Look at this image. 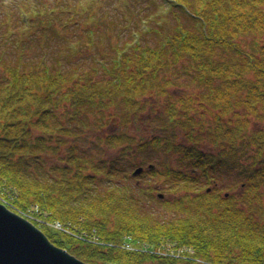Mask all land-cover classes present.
I'll return each mask as SVG.
<instances>
[{
	"label": "trees",
	"instance_id": "trees-1",
	"mask_svg": "<svg viewBox=\"0 0 264 264\" xmlns=\"http://www.w3.org/2000/svg\"><path fill=\"white\" fill-rule=\"evenodd\" d=\"M80 1L0 16V201L91 264H264V0H128L122 42Z\"/></svg>",
	"mask_w": 264,
	"mask_h": 264
},
{
	"label": "water",
	"instance_id": "water-1",
	"mask_svg": "<svg viewBox=\"0 0 264 264\" xmlns=\"http://www.w3.org/2000/svg\"><path fill=\"white\" fill-rule=\"evenodd\" d=\"M0 264L91 263L54 244L34 222L0 201Z\"/></svg>",
	"mask_w": 264,
	"mask_h": 264
},
{
	"label": "rangeland",
	"instance_id": "rangeland-1",
	"mask_svg": "<svg viewBox=\"0 0 264 264\" xmlns=\"http://www.w3.org/2000/svg\"><path fill=\"white\" fill-rule=\"evenodd\" d=\"M127 1L128 0H106V3L104 2L106 4V8H107V9L105 8L106 12L109 13V15L113 16L112 18L114 20H117V22L119 24H121L119 29L117 30V32L120 33L119 34L120 36H116L117 37L116 39L117 40L120 39L121 42L123 40H126L127 31L129 32L131 30L130 28L132 26H135V22L138 21V17L134 21L131 19L130 12L127 11ZM153 1H156V0H147L145 3L143 2L142 5L140 3L139 4H134L133 3V4L130 5V8L132 10L135 9L136 12H139L140 13V15H139L140 18L139 19H141V17L143 15V13L145 12V10L149 9V8H144V6H149L150 4H152ZM93 2L94 3H98L100 5L102 0H97V1H93ZM93 2H91L90 0H81L80 1V7L85 9L86 13H90V11L87 12V7H90V5H91L90 3H93ZM26 4H28V1H27ZM16 5L17 4L14 2V0H0V16L6 21H10V18L12 16V12L14 13L16 10H18L19 13H20V9H18V6H16ZM32 14H34V13L31 12V16H32ZM93 15L94 14H92L91 18L88 19V22L82 21L83 27H84V25L86 26L88 23H90V24H88L87 27H90L92 29V32L95 34V36L92 35L90 37L91 38V42L90 43H94V42H96V40H98V38H99L98 31L100 30L98 26H94V25L92 26V22H95V19H94ZM87 27H85V28H87ZM85 28H83V29H85ZM123 35H125V36H123ZM106 45H107V42H106ZM92 49H93V47H92ZM99 56H101V54H99ZM55 58L56 57L53 56V57H48L47 59L53 60ZM92 63L93 64L94 63L95 64H98V63L101 64V62H99L98 55L93 57ZM107 66H109V62L107 63ZM191 83H193V82H191ZM191 83L188 82V80H186V81H183V82H179L178 85H179V87L183 86L184 87L183 90H185L186 92L192 93V92L198 90V88H195L194 87L195 85L192 86ZM197 84L198 83H196V85ZM173 90L179 91L180 89H173ZM107 129H111V126L110 125L107 126L106 129H104V131H106ZM141 133H142V131H141ZM177 141H179V142H177ZM176 142H177L176 144H181V143L182 144H188V143H186L184 135H182L181 138L176 137ZM190 144H191V142H190ZM200 145H203V149L204 150H210L212 148V145H211V143L208 140L207 141H203L202 140L201 143H199V146ZM174 156H175L176 160H178L177 158L179 157V155L176 154ZM173 163H175L174 162V157H173ZM175 165H176V163H175ZM146 182H147V179H145V183ZM212 185L213 184H211L210 186L212 187ZM174 187H176V186H174ZM211 187L209 188V191L212 189ZM205 188H206V186L203 187V189H205ZM155 194H156V192H155ZM165 194H167L168 197H171V194L168 191H166ZM141 245H143V244H141ZM127 247L129 248L130 246L127 245ZM160 250H164L161 253L162 255H164V257L155 258L154 260H149L148 259V260L143 261L142 264H172L170 262L164 261V258L168 257V258L173 259V245L172 244H170V245L168 244L165 248H162V249L158 248V249H155L154 251H160ZM178 264H185V263L182 262V263H178Z\"/></svg>",
	"mask_w": 264,
	"mask_h": 264
},
{
	"label": "built area",
	"instance_id": "built-area-1",
	"mask_svg": "<svg viewBox=\"0 0 264 264\" xmlns=\"http://www.w3.org/2000/svg\"><path fill=\"white\" fill-rule=\"evenodd\" d=\"M56 226H57V227H59L60 225H59V224H57Z\"/></svg>",
	"mask_w": 264,
	"mask_h": 264
},
{
	"label": "bare ground",
	"instance_id": "bare-ground-1",
	"mask_svg": "<svg viewBox=\"0 0 264 264\" xmlns=\"http://www.w3.org/2000/svg\"><path fill=\"white\" fill-rule=\"evenodd\" d=\"M133 40H135V38H134ZM104 264H105V263H104Z\"/></svg>",
	"mask_w": 264,
	"mask_h": 264
}]
</instances>
